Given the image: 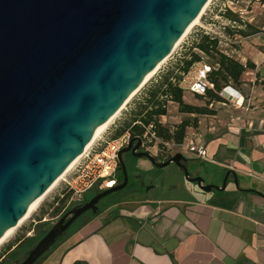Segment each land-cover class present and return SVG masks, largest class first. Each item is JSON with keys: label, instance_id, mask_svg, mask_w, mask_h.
Wrapping results in <instances>:
<instances>
[{"label": "water", "instance_id": "1", "mask_svg": "<svg viewBox=\"0 0 264 264\" xmlns=\"http://www.w3.org/2000/svg\"><path fill=\"white\" fill-rule=\"evenodd\" d=\"M208 0H0V238L80 155L96 130L166 59ZM135 144L133 145V143ZM132 138L118 153L124 181L73 207L16 264H34L80 216L123 190L122 154L158 169ZM70 216L67 220L66 218Z\"/></svg>", "mask_w": 264, "mask_h": 264}, {"label": "crops", "instance_id": "2", "mask_svg": "<svg viewBox=\"0 0 264 264\" xmlns=\"http://www.w3.org/2000/svg\"><path fill=\"white\" fill-rule=\"evenodd\" d=\"M196 32L176 57L196 41ZM225 36L229 39L221 37L218 49L245 67L233 85L247 111L219 96L220 89H209L219 101L188 90L195 68L215 66L194 48L200 60L179 87L184 104L206 112H180L177 103L167 101L166 113L158 117L170 131L187 123L176 153L188 152L185 138L193 136L205 147L206 157L188 153L184 164L190 177L219 187L225 180L224 189L206 192L178 180L173 186V176L166 177L163 169L155 199L126 195L64 238L39 264H264V61L252 59L259 53L255 35Z\"/></svg>", "mask_w": 264, "mask_h": 264}, {"label": "trees", "instance_id": "3", "mask_svg": "<svg viewBox=\"0 0 264 264\" xmlns=\"http://www.w3.org/2000/svg\"><path fill=\"white\" fill-rule=\"evenodd\" d=\"M248 2L250 5H252L253 3H257L260 6H264V0H248ZM249 10L250 7H247L246 11ZM219 15L228 22L227 25L223 26V32L228 36L238 35L241 38H246L252 35H256L260 31L259 26L253 23H249L247 20L243 19L239 14V11L235 12L230 8L225 7ZM196 36V41L192 40L190 46L186 51L182 52L173 61L169 62L167 67L163 69L159 74H157L156 78L150 81V83L143 90V93L141 94L139 100L136 102L135 109L132 111V113H130V119L126 120L123 123L122 127L116 131V135L123 133L127 129L130 130L132 137L142 134L143 129L138 126L132 125L133 122L139 120L145 125L152 123V131L157 137L161 138L162 140L172 141L176 145L182 143V140L184 138V130L187 123L185 121H182L174 131H170L168 128L162 126L159 123L158 117L166 113L167 101L177 103L180 112H206L204 108L193 107L184 104L182 101V89L179 87V82L182 80V77L187 74L194 63L200 60L197 53L194 51V48L209 56L210 59L213 60L211 63L215 64V66H213L212 71L208 74V79L213 84L215 90H219L223 84H226L228 82H232L233 84H237L239 82L240 76L244 72L245 67L234 58L222 53L218 49V37L207 33L201 28L197 30ZM246 67H248V65H246ZM206 96L216 101L220 100V97L212 93L210 90L206 92ZM168 158L169 157H167L166 159ZM123 164L125 166L124 162ZM125 169L127 173L132 170V168L129 169L127 165L125 166ZM161 171V169H157L156 175H158ZM117 181L118 183L122 181V171L120 163L117 171ZM139 189L140 187L138 185H134L132 187L128 186L126 189L112 193L103 198L100 201L99 208L95 213L88 211L77 220H75L70 225V227L59 236L55 244L35 263L39 264L59 242H61L68 235L83 226L99 211L107 208L108 206L118 203L121 199L122 194L128 195L133 191H138ZM99 192L100 191H97L95 189L90 190L79 201L73 203L69 207V209L83 205L92 196L96 195ZM38 221H41V218H39ZM41 225L44 226L46 225V223H43ZM32 230L33 232H35L32 237H27L21 242L20 240L16 242V252L23 253L26 249L37 243L47 232L48 228L38 231L37 227H33ZM8 250H10V248Z\"/></svg>", "mask_w": 264, "mask_h": 264}, {"label": "rangeland", "instance_id": "4", "mask_svg": "<svg viewBox=\"0 0 264 264\" xmlns=\"http://www.w3.org/2000/svg\"><path fill=\"white\" fill-rule=\"evenodd\" d=\"M225 7H228L235 12L242 10L243 14L241 16H243L245 20L260 27L259 33L255 35L256 45L259 53L257 54V56L252 57V59L254 61H260L263 59L264 61V6H260L257 4L250 5L248 0H209L208 4L204 7L199 17L198 22L193 27H191V29L182 37V39L176 44L171 53L166 57L162 64H160L156 71L152 75H150L146 79V81L139 87V89L126 101L118 114L106 125V127L100 132L98 137L94 139L91 145L96 143L97 141L100 142L101 140L116 135V131L122 127L123 123L126 120L130 119V113H132V111L135 109L136 102L139 100L141 94L143 93V90L150 83V81L156 78L157 74H159L163 69L167 67L169 62L173 61L176 58L182 46L188 41L193 32L200 29L201 27L206 26V24H211L210 26L212 31L217 32L222 28V26L228 24V22L219 15ZM247 7H250L249 11H246ZM235 46L236 45H234V48ZM230 85L236 88V86L231 82ZM231 103L233 104L234 101H232ZM144 148V151L150 153L154 158L157 159V161L160 162L165 160L163 159V156H166L170 153V157L174 155L177 152L176 150L178 149L176 146H171L168 150H165L164 148L162 149V146L160 144H158L157 146H152V144H145ZM161 150L166 151V154H162L160 152ZM182 152L184 154L183 156L188 159L189 152L185 150H182ZM135 166L137 167L136 171L144 173L145 175L144 176L142 174L143 185L149 187V190L147 192L142 190L137 195H147V198L149 200L155 199L154 194L158 193L157 191H155L154 184L158 185L161 182L159 179L152 180L148 175H146V173L153 171L152 165L149 164L146 159L142 158L138 159L135 162ZM166 171L170 172L166 173ZM163 173L166 175V177L173 176V179L171 180V185L173 186H177V180L186 186L194 185L187 182L183 178V174L181 175V172L174 164L165 167L162 171V174ZM188 173L190 175L189 171ZM62 178L56 182V184L52 187V189H50V191L45 192L44 195L41 196V199L38 201L29 215L0 242V260H2L1 264H15V262H22L27 256L28 252L35 246L36 243L26 249L23 253H18L16 252V242L19 240L21 242L27 237H32L35 233L32 230L33 227H37L38 231L47 228L49 229L53 224L57 222L62 213L67 211L73 203L78 201L75 200V197H71L70 193H68L62 182ZM204 182L207 183L208 180L204 179ZM125 196V194H122L120 201L123 200ZM39 218H41V221H38ZM38 223H46V225L42 226ZM9 248L10 250H8Z\"/></svg>", "mask_w": 264, "mask_h": 264}, {"label": "built area", "instance_id": "5", "mask_svg": "<svg viewBox=\"0 0 264 264\" xmlns=\"http://www.w3.org/2000/svg\"><path fill=\"white\" fill-rule=\"evenodd\" d=\"M239 14L242 15L243 11L239 10ZM205 31L218 37V39L221 37L227 38L223 32V26L217 32L211 29H205ZM212 69L213 66L209 64H201L195 68L188 84V90L197 96L205 97L209 89H214L213 84L208 79V74ZM218 94L228 100L230 99V102L234 101V107L244 108L242 95L238 90L232 87L230 83L224 84L218 91ZM244 109L247 111V108ZM132 125L143 129L142 134L132 137L130 130L127 129L119 135H113L100 142L97 141L82 152L79 160L66 173L67 175L65 174L62 178V182L71 197H75V200L79 201L92 189L101 192L115 187L118 184V153L128 145L132 138L140 139L142 147H144L145 144H152V146L160 144L162 149L168 150L171 146H175L172 141H164L157 137L152 131V123L145 125L137 120L133 122ZM185 146L188 152L192 153L196 158L203 159L206 157L205 147L198 145L193 136L185 138ZM160 152L166 154V151L161 150ZM169 155L170 153L164 157L167 158Z\"/></svg>", "mask_w": 264, "mask_h": 264}, {"label": "flooded vegetation", "instance_id": "6", "mask_svg": "<svg viewBox=\"0 0 264 264\" xmlns=\"http://www.w3.org/2000/svg\"><path fill=\"white\" fill-rule=\"evenodd\" d=\"M135 144V142L133 143V145ZM145 150V148L144 147H142L141 149H140V151H144ZM122 163L124 162L125 163V166L127 165L128 166V168L129 169H131L132 168V170L131 171H129L128 173H127V181H126V186H125V188L124 189H126L128 186L130 187H132V186H134V185H138L139 187H140V189L138 190V191H133V192H131L130 194H128V195H131V194H138L140 191H148L149 190V187H146V186H144L143 185V183H142V176L144 175V173H141V172H138V171H136V166H135V162L138 160V158H135V157H133L132 156V154H131V152L129 151V152H126V153H123L122 154ZM156 159V158H155ZM157 160V159H156ZM153 167V171H150L149 173H146V175H148L149 176V178L150 179H159L158 177H159V175H161V172H159V174L158 175H156V173H157V169L158 168H155L154 166H152ZM121 171H122V169H121ZM143 174V175H142ZM145 176V175H144ZM124 181V176H123V172H122V181L121 182H119L118 184H121L122 182ZM117 184V185H118ZM154 186H155V188L156 187H158V186H160V184H158V185H155L154 184ZM152 187V186H151ZM100 203V202H99ZM99 203H98V205H97V209L99 208ZM70 209H68L67 211H65L64 213H62L61 214V216L59 217V219L66 213V212H68ZM70 216H68L67 218H66V220L69 218ZM81 217V216H80ZM58 219V220H59ZM78 219V218H77ZM76 219V220H77ZM57 220V221H58ZM1 262H2V260H0V264H1ZM15 264H16V262H15Z\"/></svg>", "mask_w": 264, "mask_h": 264}, {"label": "bare ground", "instance_id": "7", "mask_svg": "<svg viewBox=\"0 0 264 264\" xmlns=\"http://www.w3.org/2000/svg\"><path fill=\"white\" fill-rule=\"evenodd\" d=\"M208 2H209V0L206 2V4H205V6L208 4ZM204 6V7H205ZM204 7H203V9H204ZM203 9H202V11H203ZM202 11H201V13H202ZM201 13H200V15H201ZM200 15L195 19V20H193L191 23H190V25L186 28V30H185V32H184V34L182 35V37L191 29V27H193L197 22H198V19H199V17H200ZM182 37L179 39V41L182 39ZM178 41V42H179ZM177 42V43H178ZM160 65H158L148 76H146V78H145V80L143 81V83L146 81V79L150 76V75H152L155 71H156V69L159 67ZM142 83V84H143ZM141 86V85H140ZM139 86V87H140ZM139 87L125 100V102H124V104L126 103V101L139 89ZM123 104V105H124ZM122 105V106H123ZM122 106H121V108H122ZM120 108V109H121ZM120 109L114 114V115H112L104 124H102L97 130H96V132L94 133V136H93V138L91 139V141L85 146V148H84V150L83 151H85L86 149H88V147L91 145V143L94 141V139L96 138V137H98V135L100 134V132L106 127V125L118 114V112L120 111ZM81 155H82V153L80 154V155H78L77 156V158L64 170V172L56 179V181L48 188V190L46 191V192H48V191H50V189H52V187L56 184V182L58 181V180H60L63 176H64V174H66V172H68L70 169H71V167L79 160V158L81 157ZM44 195V194H43ZM42 196V195H41ZM41 196L38 198V199H36L30 206H29V208L27 209V211H26V213L24 214V216L21 218V220L15 225V226H13V227H11V228H9L8 230H6V232L1 236V238H0V242L15 228V227H17L28 215H29V213L32 211V209L36 206V204L38 203V201L41 199Z\"/></svg>", "mask_w": 264, "mask_h": 264}]
</instances>
